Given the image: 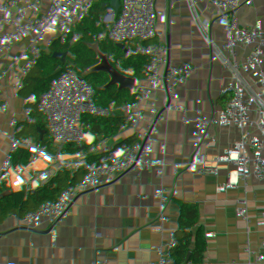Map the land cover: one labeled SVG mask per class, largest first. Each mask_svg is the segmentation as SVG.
Masks as SVG:
<instances>
[{
    "label": "built area",
    "instance_id": "built-area-1",
    "mask_svg": "<svg viewBox=\"0 0 264 264\" xmlns=\"http://www.w3.org/2000/svg\"><path fill=\"white\" fill-rule=\"evenodd\" d=\"M81 11V0H46L39 10L51 17L53 25L63 16ZM91 14L100 20L99 41L72 54L58 73L45 74L44 91L32 97L29 112L13 114L0 101V188L16 169L27 172L55 133L70 132V111L76 109L84 118L80 144L67 136L66 145L58 153L63 161L55 164L53 171L83 173L86 187L107 186L106 212L92 219L94 232L61 236L54 215L28 196L0 224V243L6 248L8 264H49L51 256L45 252V245L68 248L78 243L84 248L81 262L92 258L94 264L119 263L115 252L120 240L118 221H126L128 229H138L137 217L146 213L156 200L152 192L128 195L124 162L117 158L118 150L124 153L126 161L136 154L131 143L136 127L146 131L158 160L188 199L192 212L183 221L187 230L174 249L167 248L160 239L151 249L144 235L132 232L126 233L125 240L143 242L144 253L154 251V264H169L173 254L194 257L199 264H253L247 257L249 241L234 229L237 219L227 206L235 189H225L223 177L228 171L243 172L248 164L264 161V0H94ZM155 34L162 44L168 39H178L184 48L181 60L192 80L175 89L173 95L178 98L197 92L180 107L178 115L186 116L191 106L203 103L218 118L220 97L228 95L257 113L253 131L247 128L250 120L236 128L233 140L239 153L229 160L222 158L220 150L211 157L199 155L197 141L209 136V130L202 131L188 120L174 124L177 113H161L162 97L154 94L153 89L156 85H168L171 68L162 47L156 54H150ZM43 40L44 44L51 41L50 31L45 32ZM0 46L14 52L7 62H0L2 88L21 79L24 65L40 46L28 44L11 30L0 32ZM246 53L248 71H242L235 79L233 58ZM208 62L217 71L215 83L199 79L200 64ZM102 90L111 96V106L94 105ZM7 122H10L9 135L3 141ZM120 127L127 132L122 140L116 137ZM164 131L172 135L175 151L184 160L182 177H176L171 168L172 152L162 151L157 143V135ZM40 168L41 164L35 162L31 173ZM199 177L210 178L203 192L197 190ZM68 186L70 192H77L85 201L73 184ZM257 189L263 191V202L257 212L263 232L254 238L264 242V185L260 183ZM204 207H210L216 221Z\"/></svg>",
    "mask_w": 264,
    "mask_h": 264
},
{
    "label": "crops",
    "instance_id": "crops-1",
    "mask_svg": "<svg viewBox=\"0 0 264 264\" xmlns=\"http://www.w3.org/2000/svg\"><path fill=\"white\" fill-rule=\"evenodd\" d=\"M93 1L81 0V13L65 15L57 25H53L50 16H41L39 23L42 24L43 29L53 27L50 31L51 41L44 44L45 34H43L40 43L36 45L40 46L37 53L30 57L24 65L21 79L0 88V101L5 102L13 114L30 111L32 97L44 91L43 79L47 72L58 73L64 66L66 59L72 54L88 49L99 41L101 37L100 20L91 14ZM161 47L169 57L171 68L168 85L166 87L156 85L153 89L154 94L162 97L161 113H177L174 124L182 120H188L202 131L209 130L211 132L209 136H202L197 141L199 155L211 157L215 151L220 150L222 158L225 161L229 160L232 155L239 153V149L233 140L236 128L244 124L246 120H250L247 123V128L249 131H253V120L257 117V113L252 112L247 106H241L235 96L228 95L224 98L220 97L221 106L218 118H215L212 110L208 109L203 103L191 106L186 116L178 115L180 107L187 100L194 98L197 92L191 91L188 96L181 95L178 98L173 95L175 89L183 87L192 79L187 74L186 64L181 60L184 51L181 42L178 39H168L160 45L158 50ZM158 50L152 51L151 55L156 54ZM12 53L14 54L13 51L0 46V62H7ZM244 57L247 60L241 68L242 61L240 58ZM248 59V53L233 58L232 75L235 79L242 71H248ZM199 72L200 80L207 78L212 83L216 82L217 71L211 62L205 65L200 64ZM9 128L10 122H7L2 133L3 141L8 138ZM134 130L135 135L131 139V143L136 150V154L126 161L124 153L121 150L117 151V158L124 162L123 170L127 181V193L138 195L144 192H152L155 194L156 200L146 213L137 217L136 221L139 223V228L131 229L132 233L144 235L147 238L146 245L151 249L155 247L157 239H160L167 248L174 249L187 230V226L183 224V221L192 212L190 203L175 186L173 177L164 170L146 131L141 127H136ZM126 133L125 128H118L117 139H124ZM64 138L65 142L62 147L67 143L66 137ZM156 140L162 151L172 152L171 168L176 177H182L185 163L183 158L175 151L176 143L172 135L164 131L157 135ZM55 174L58 176L59 173ZM209 182V177H199L197 179V190L203 192ZM223 182L225 189H235L229 195L227 206L237 219L234 229L242 232L249 241L250 248L247 257L253 264H262L264 261V242L255 240L254 237L263 232L261 217L257 214L263 202V191L257 189V187L260 183L264 185V161L248 164L243 172L228 171L223 177ZM59 185L61 190L66 189L67 191V188L69 190V184L59 180ZM61 195L67 197L68 193L62 192ZM77 200L79 201L75 202L72 209L73 213H76L79 217L89 218L93 214V217L90 218L92 221L96 214L106 212L104 204L101 207H96L93 200L83 201L79 197ZM204 208L211 219L216 221L217 217L210 207ZM247 213L251 215H244ZM116 226L119 239L125 238L128 232V223L120 220ZM104 237L108 239L107 234ZM77 246L83 247L81 243H78ZM143 246L144 243L141 241L125 240L116 252L119 260L118 264H154L156 253L154 251L144 253ZM110 247L107 241V248ZM49 264H54L51 258ZM77 264H94V260L92 258L83 262L79 260ZM169 264H199V262L194 257H179L173 254L170 257Z\"/></svg>",
    "mask_w": 264,
    "mask_h": 264
},
{
    "label": "trees",
    "instance_id": "trees-1",
    "mask_svg": "<svg viewBox=\"0 0 264 264\" xmlns=\"http://www.w3.org/2000/svg\"><path fill=\"white\" fill-rule=\"evenodd\" d=\"M45 1L23 0L20 3H15L10 0H0V32L11 30L18 33L28 44L36 46L46 32L42 24L39 23L41 16H44L39 10ZM94 105L111 106L112 98L107 91L102 90L97 94ZM70 116L72 124L68 131L82 127L84 118L80 111L72 109ZM63 134V131L55 133L50 145L35 156L27 172L23 173L21 169H16L10 180L2 183L0 188V224L9 219L11 212L22 201L28 196H32L57 219L56 229L59 235L70 236L75 232L80 236L96 230V226L90 218L79 217L76 213L71 212V201L65 195H61V191L66 192V190H61L59 180L73 184L82 198L93 200L96 207H101L104 204L108 187L104 185L86 187L85 180L73 171L60 172L57 177L54 176V165L63 161V158L58 154L65 142ZM35 162L40 163L41 168L31 173ZM13 182H27L26 193L18 204H14V202L21 196V191L13 187ZM71 193L78 199L77 192ZM44 250L51 256V261L54 264H77L84 252V248L77 245L68 248L45 245ZM2 260L8 264L6 248L0 243V263Z\"/></svg>",
    "mask_w": 264,
    "mask_h": 264
},
{
    "label": "water",
    "instance_id": "water-1",
    "mask_svg": "<svg viewBox=\"0 0 264 264\" xmlns=\"http://www.w3.org/2000/svg\"><path fill=\"white\" fill-rule=\"evenodd\" d=\"M53 29V27H48V28H44V30H48V31H51ZM64 137H67V136H72L74 139H75V142L76 143H79L80 141V137H81V133H80V127H77V128H74L72 129L70 132H64L63 134ZM79 177L83 178L85 180V175L83 173H76ZM128 181H129V173H128ZM129 185V184H128ZM13 187L15 188H18L20 191H21V196H19L17 198V200L14 202V204H18L22 201V196L26 193V190H27V182H13ZM66 190V189H65ZM128 190H129V187H128ZM68 188H67V193H68V196H67V199L69 201H71V212H73V205L75 204V202L79 201L77 199H75L72 194L70 192H68ZM62 192L64 191H61V194ZM129 195V194H128ZM93 215V214H92ZM88 216L89 218L93 217V216ZM132 232L131 228L129 227L128 229V234H130ZM126 237L121 239L116 247V251L119 249V247L122 245V243L125 241ZM0 264H5V260H2Z\"/></svg>",
    "mask_w": 264,
    "mask_h": 264
},
{
    "label": "rangeland",
    "instance_id": "rangeland-1",
    "mask_svg": "<svg viewBox=\"0 0 264 264\" xmlns=\"http://www.w3.org/2000/svg\"><path fill=\"white\" fill-rule=\"evenodd\" d=\"M139 41H141L140 38H139ZM160 44H162V43H161L160 40L158 39L157 34H155V35H154V38H153V44H152L151 49H150V54L152 53V51H156V50H158V48L160 47ZM240 59H241V61H242L241 65H240V67H241V66H243V64L245 65V62H246L247 58L245 59V57H244V58H240ZM237 62H238V60H237ZM241 68H242V67H241ZM241 68H240V69H241ZM54 176L57 177L56 174H55Z\"/></svg>",
    "mask_w": 264,
    "mask_h": 264
}]
</instances>
